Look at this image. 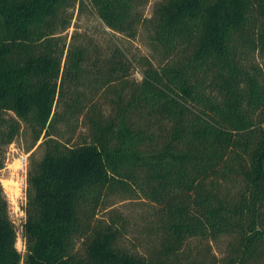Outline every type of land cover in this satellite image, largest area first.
<instances>
[{"label": "trees", "instance_id": "16d2710c", "mask_svg": "<svg viewBox=\"0 0 264 264\" xmlns=\"http://www.w3.org/2000/svg\"><path fill=\"white\" fill-rule=\"evenodd\" d=\"M144 2L88 0L125 37L148 24L162 62L137 83L120 50L56 36L84 0H0V152L22 123L43 150L27 171L24 257L0 184V264H264V0H163L147 20ZM116 192L150 207L143 253L121 241ZM231 231L221 259L189 243Z\"/></svg>", "mask_w": 264, "mask_h": 264}, {"label": "rangeland", "instance_id": "374dc122", "mask_svg": "<svg viewBox=\"0 0 264 264\" xmlns=\"http://www.w3.org/2000/svg\"><path fill=\"white\" fill-rule=\"evenodd\" d=\"M163 0H145L143 5L136 8V12L141 15L143 20L149 19L157 4ZM68 15H71L69 27L59 36L62 42H65V47L71 42L72 35H78L76 41L84 45L96 46L97 52L102 56H108L113 49L120 50L131 63L130 79L139 83L142 79V71L145 69V61L150 62L154 67H159L162 62V55L160 49L155 46L151 40L152 31L148 24L145 22L136 25V34L134 37L128 38L124 35L115 33L106 28L101 20L97 17L95 11L84 0V7L75 6L68 10ZM89 43V44H88ZM88 47V49H89ZM66 50L64 51V55ZM91 81V82H90ZM88 84L79 86L78 91L85 94L87 98L91 93V88L94 86L92 77H88ZM108 110V108H104ZM8 116L12 114H7ZM7 117V116H5ZM79 133L85 134L86 128L82 122L79 125L76 135ZM67 137V134H66ZM42 142V137L35 143L34 132L31 127L22 123L21 130L15 140L8 145L4 153L0 152V160L2 161L0 169V184L3 194L7 200L9 218L13 222L17 237L15 247L22 257L26 254V248L22 237V225L25 220L24 207L26 204V191H27V171L30 164L37 163L43 156L42 148L38 145ZM1 151V150H0ZM23 158H26L24 165ZM140 196L126 195L116 192L107 201L114 203L113 208L120 214L125 216L130 221L129 234L122 238L121 241L129 250L139 253L145 252V249L151 244L145 242L143 246L139 245L144 240V233L141 231L145 218L148 217L150 207L141 202ZM105 212H98V216H104ZM248 215L246 214L244 220ZM235 232L231 231L227 234H222L209 240H190L189 243L192 247L202 249L209 247L210 255H214L217 259H221L226 255L229 243L235 238ZM137 244L135 247L134 245ZM138 247V248H137Z\"/></svg>", "mask_w": 264, "mask_h": 264}, {"label": "built area", "instance_id": "2783aa9c", "mask_svg": "<svg viewBox=\"0 0 264 264\" xmlns=\"http://www.w3.org/2000/svg\"><path fill=\"white\" fill-rule=\"evenodd\" d=\"M22 160H23V162H24V165H25V162H26V158H23Z\"/></svg>", "mask_w": 264, "mask_h": 264}]
</instances>
